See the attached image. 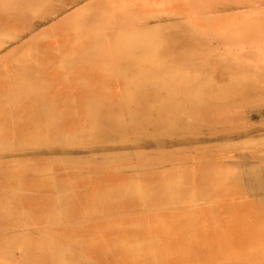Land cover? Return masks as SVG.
<instances>
[{
    "label": "bare ground",
    "instance_id": "obj_1",
    "mask_svg": "<svg viewBox=\"0 0 264 264\" xmlns=\"http://www.w3.org/2000/svg\"><path fill=\"white\" fill-rule=\"evenodd\" d=\"M5 1L0 0V4ZM141 1L112 0L108 1L101 11H94L93 20L101 25L99 33L93 35L88 31H79L77 38L81 42L82 38L87 37L82 51L65 54L59 64H54L59 52L58 47L45 51L42 47L47 46L40 41L32 51L36 55H32V62L26 65L21 63L31 52L29 50L17 54L10 61L12 64L3 80L4 88L0 91V130L4 135L0 138V147L14 143H54L66 138L74 142L80 137L115 141L124 136L127 138L131 132L143 136L141 142L154 143L159 134L174 130L187 133L189 130L184 128L195 123L207 121L210 126H219L223 121V113L212 109L222 98L230 97L231 103L244 105L259 96V86L256 87L254 81L238 79L237 75H234L239 66L227 70L218 69V62L214 58L216 55L205 52L209 41L205 32L200 33L202 38H190L188 26L181 23L176 24L174 30L170 31L160 30L158 26L134 25V21L144 19L140 18L139 14H146L145 8L139 7ZM172 1L181 2L192 13L204 9V0ZM12 2L21 4V0ZM111 6L113 7L110 9ZM33 18L28 17L26 24ZM201 24L204 27L207 20ZM115 27L122 29L114 31ZM262 27L264 25L260 26L259 30ZM88 34L91 36H87ZM213 34L216 33L213 31ZM219 34V41L226 44L248 41L241 37L229 41L227 35L222 32ZM124 35H127L125 40ZM5 36H0V49L5 43ZM118 38L121 41H117ZM57 46L60 47L59 44ZM108 50L111 51L106 53ZM77 60L87 63L76 64ZM163 66L165 72L161 73L159 71ZM21 67L28 71L25 75H19L23 72ZM128 68L131 71H128ZM180 72L181 77L174 78ZM161 77L167 78L159 82ZM29 84L31 85L28 87ZM124 105L126 109H123ZM8 125L14 126V129L5 130ZM260 156L262 158L263 154ZM152 157L145 158L143 165L160 163L159 159H165ZM121 158L115 160L116 165L126 164ZM206 162L195 166L194 175L189 177L190 180L187 179V170L174 164L175 166L164 172L168 177L163 184H152L150 179L146 178L147 175L152 176L151 174L141 176V184L134 182V179L127 182L130 178L113 174L101 177L103 182L100 181V187H94L95 190L90 192H85L84 187L92 179L98 178L96 176L80 178L67 175L45 179L39 173L43 167H37L29 161L1 165L0 179H10L1 186L9 188V195L16 197L13 196L7 205L0 209V233H8L11 229L31 224L38 219H43V224L60 221L67 226L71 225L69 222H78L77 225L93 230L96 223H113L115 220L121 223L147 220L144 226L146 228L158 220L177 222L173 220L177 217L178 222L184 220L191 226H167L161 233L164 238L178 235L180 239L195 237L210 240L218 236L225 241H231L248 234V228L234 229L224 234L223 231L231 223L250 219L252 226L264 219V184L249 187L247 181H231L240 172L236 167L230 169L227 176L212 177L213 183H209V174H218L223 165ZM58 164L66 165L64 161H59ZM209 164H212V167H209ZM178 174L181 175L177 176ZM30 179H40L43 184H27ZM78 181L84 183L81 190H74L67 195L70 203L77 206L71 214L54 216L44 212V204H50L44 197L36 198L39 202L36 205L27 201L30 195L34 198L37 196V188L50 195V191L74 189ZM21 188L22 191L19 190ZM192 193L195 196H189ZM208 197H212L210 211L197 215L201 216V219H213V225L208 228L204 227L203 223H197L198 226H203L197 228L191 219V206L199 205L197 203ZM225 197H231L233 200H226ZM93 201L99 203L94 204ZM21 202L31 205L25 213L20 210ZM147 204L161 208L160 213L139 217L133 213ZM84 205L97 208L95 212L83 213L78 207ZM176 205L182 207V213H175L177 211L173 210V207ZM236 206L245 209L240 211L235 209ZM194 229L198 230V233L190 232ZM117 230L99 237L106 239L111 235H121ZM132 231L136 234L142 233L141 230ZM30 232L36 235L39 233L37 230ZM30 232L11 239L24 243L18 245L21 253L36 254L44 258L48 252L38 244L36 235H30ZM263 233L264 231H257V235ZM11 246H0V260L6 261L5 263L14 262L10 253L15 249ZM120 249L117 247L110 255L113 257ZM249 251L250 256L257 259L255 264L258 261L264 264L263 249L253 247L249 248ZM113 260L110 258L109 262ZM58 263L63 264V261Z\"/></svg>",
    "mask_w": 264,
    "mask_h": 264
},
{
    "label": "rangeland",
    "instance_id": "obj_2",
    "mask_svg": "<svg viewBox=\"0 0 264 264\" xmlns=\"http://www.w3.org/2000/svg\"><path fill=\"white\" fill-rule=\"evenodd\" d=\"M12 1L6 0L0 4V36L6 35V40L3 41L5 43L0 49V91L4 88L3 80L8 67L12 64L10 61L17 54L29 50L31 52L21 63L26 65L32 62V55L36 57L32 51L39 45L38 41L47 46L42 47L45 51H49L51 47L54 49L58 47L59 52L54 64H59L65 54L82 51L87 37L82 38L83 42H81L77 34L79 31H88L93 35L99 33L101 25L93 20L94 11H101L104 5L112 0H21V4ZM141 3L139 7L145 8L146 14L145 12L139 14L140 18L144 19L134 21V25L158 26L160 30L170 31L174 30L176 24L181 23L188 26L190 38H202L200 33L205 32V36L209 39L205 52L216 55L213 57L218 62V69L227 70L239 66L238 72L234 75H237L238 79L254 81L256 87L259 86V96L244 105L231 103L230 97L222 98L212 109L223 113V121L219 126H210L207 121L195 123L184 128L189 130L187 133L174 130L159 134L154 143L141 142L143 136L131 132L127 138L124 136L115 141L80 137L74 142L66 138L54 143L36 145L14 143L1 146L0 166L29 161L37 167H43L39 173L45 179L67 175L80 178L98 177L84 187L85 192L94 191V187H100V181L103 182L101 177L113 174L126 176L130 178L126 180L127 182L135 180L134 182L138 184L143 182L141 176L151 174L154 178L150 175L146 178H149L152 184H163L168 177L164 172L175 165L184 167L187 170V179L190 180L189 177L192 178L194 175L195 166L207 163L206 161L223 165L218 174L214 172L209 174V183H213L212 177L227 176L230 169L236 167L240 172L231 181H247L249 187H255L259 183L264 184V27L259 30V27L264 25V0H204V9L198 13L190 12L179 1L142 0ZM32 16L33 20L26 24L28 17ZM205 19L207 25L204 28L201 22ZM82 25L91 27L85 29ZM116 29L122 28L115 27L114 31ZM213 31L216 34H213ZM219 32L227 35L229 41L238 37L246 38L248 41L235 44L222 43L219 41L221 40ZM89 34L87 36H91ZM126 38L127 35H124V40ZM117 41L121 39L118 38ZM58 44L60 47L57 46ZM101 47L104 48V45ZM86 63L82 60L76 61V64ZM164 68L161 67L159 72H165ZM21 69L23 72L19 75L28 72L24 67ZM181 73L174 78L181 77ZM166 78L161 77L159 82ZM123 107V109L127 108L126 105ZM13 129L14 126L8 125L5 130ZM1 137L4 135L0 130ZM261 154H263L262 158H260ZM152 156L165 159H159L160 163L143 165L144 159ZM118 158L126 164L116 165L115 160ZM59 161H64L66 165H59ZM209 167H212V164H209ZM244 170L250 171L242 172ZM9 180V178L0 179V209L7 205L13 196L16 197L9 195V188L1 186ZM32 182L43 184L40 179L38 181L30 179L27 184L31 185ZM83 184L78 181L74 189L62 188L57 192L50 191V195L42 193L37 188L35 190L37 196L34 198L30 195L27 201L36 205L39 204L36 198L44 197L50 202L44 204V212L52 213L54 216L71 214L75 212L77 206L70 203L67 195L74 190H81ZM15 194L20 195V193ZM224 199L233 200L231 197ZM21 203L20 210L23 213L27 212L28 206L31 205ZM93 203L99 202L93 201ZM211 203L212 197H208L197 203L199 205L191 206V219L194 220L195 227L209 228L213 225V219H201V216L197 215L207 214L211 209ZM78 208L83 213H89L95 212L97 206L84 205ZM180 208L182 209L180 205H176L173 210L177 211L175 213H182ZM235 209L243 211L245 208L236 206ZM160 210L161 208L147 204L133 213L138 217L151 216L159 214ZM176 218L174 217L173 220L177 222L158 220L146 228L144 226L147 220L123 223L115 220L113 223L99 225L96 223L93 230L77 225L78 222H69L71 225L67 226L60 221L43 224V219L34 220L31 224L11 229L8 233H0V246L12 245L11 247L15 249L10 253L14 262L5 263L6 261L0 260V264H60L58 262L62 263V261L63 264H255L257 259L250 256L249 248L258 247L264 250V233L257 235V231H264V219L252 226L249 223L250 219L231 223L224 228L223 234L234 229L249 230L248 234L238 236L231 241H225L218 236L210 240L195 237L180 239L178 235L164 238L161 233L167 226H191L184 220L178 222ZM197 223H203V226H198ZM132 229L141 230L142 233L136 234ZM36 230L39 232L37 235L30 232ZM75 230L78 231L73 233ZM115 230L121 235H111L106 239L99 237L105 233H113ZM151 230L158 231L154 233ZM25 232L36 235L38 244L48 252L44 258L19 251L21 249L18 245L24 243L11 238L23 236ZM190 232L195 234L198 230L194 229ZM117 247L121 249L112 257L110 254ZM65 258L69 260L66 261ZM110 258L114 260L109 262ZM260 262L258 261L257 264H261Z\"/></svg>",
    "mask_w": 264,
    "mask_h": 264
}]
</instances>
